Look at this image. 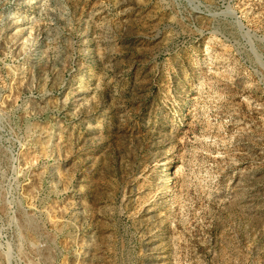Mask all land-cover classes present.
Listing matches in <instances>:
<instances>
[{"label":"rangeland","instance_id":"374dc122","mask_svg":"<svg viewBox=\"0 0 264 264\" xmlns=\"http://www.w3.org/2000/svg\"><path fill=\"white\" fill-rule=\"evenodd\" d=\"M0 264H264V0H0Z\"/></svg>","mask_w":264,"mask_h":264},{"label":"bare ground","instance_id":"6f19581e","mask_svg":"<svg viewBox=\"0 0 264 264\" xmlns=\"http://www.w3.org/2000/svg\"><path fill=\"white\" fill-rule=\"evenodd\" d=\"M169 187H170V184H169Z\"/></svg>","mask_w":264,"mask_h":264}]
</instances>
